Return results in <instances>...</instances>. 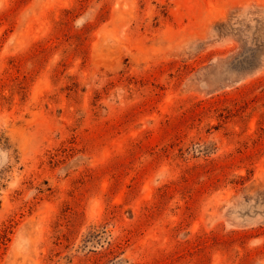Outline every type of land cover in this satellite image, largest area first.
<instances>
[{
	"label": "rangeland",
	"instance_id": "rangeland-1",
	"mask_svg": "<svg viewBox=\"0 0 264 264\" xmlns=\"http://www.w3.org/2000/svg\"><path fill=\"white\" fill-rule=\"evenodd\" d=\"M0 264H264V0H0Z\"/></svg>",
	"mask_w": 264,
	"mask_h": 264
}]
</instances>
